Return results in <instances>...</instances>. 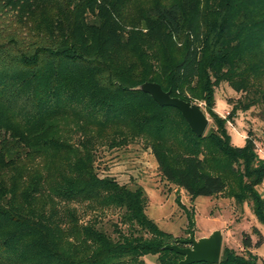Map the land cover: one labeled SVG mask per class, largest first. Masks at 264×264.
<instances>
[{"label": "trees", "instance_id": "trees-1", "mask_svg": "<svg viewBox=\"0 0 264 264\" xmlns=\"http://www.w3.org/2000/svg\"><path fill=\"white\" fill-rule=\"evenodd\" d=\"M144 80L201 101L212 128L194 135L132 88ZM218 82L241 92L225 117L212 111ZM258 104L264 0H0V264H176L141 187L96 172L97 147L135 139L187 197L223 191L263 223L264 157L224 128ZM250 228L247 250L261 243ZM218 258L191 264H264L225 246Z\"/></svg>", "mask_w": 264, "mask_h": 264}, {"label": "rangeland", "instance_id": "rangeland-1", "mask_svg": "<svg viewBox=\"0 0 264 264\" xmlns=\"http://www.w3.org/2000/svg\"><path fill=\"white\" fill-rule=\"evenodd\" d=\"M213 89L212 111L219 117H225L241 92L234 91L225 82H218ZM191 103L198 105L207 118L205 128H212L213 123L203 103L198 100H192ZM224 128L229 134L230 144L241 145L248 134L256 155L264 157V109L261 105L244 110L235 109L230 119L224 123ZM96 150V172L99 175L109 174L127 186L138 184L145 194V216L152 219L159 230L168 232L170 239L187 238L190 234L197 238L217 229L221 234V249L225 246L239 255H244L247 251L256 262L264 261V222H257L248 207L249 203L244 201L238 204L223 191L211 196L187 197L183 189L159 175L151 151L142 147L139 139L124 146H104L97 147ZM223 173L224 180L230 179V173ZM255 189L260 197H264V178L255 185ZM251 225L260 232L261 243L247 250L243 248L240 239L243 233H247L250 242L255 240ZM154 256L153 253L144 254L141 259L146 264H157Z\"/></svg>", "mask_w": 264, "mask_h": 264}, {"label": "water", "instance_id": "water-1", "mask_svg": "<svg viewBox=\"0 0 264 264\" xmlns=\"http://www.w3.org/2000/svg\"><path fill=\"white\" fill-rule=\"evenodd\" d=\"M132 88L148 93L149 98L156 105L176 107L180 117L186 122L187 128L196 136L203 134L208 120L198 105L188 100H181L174 95L171 96L170 91L162 90L153 81L144 80L135 86L133 85ZM220 237V231L213 229L206 236L196 238L190 234L187 238L172 239L171 243H165L163 248H169V250L180 255L176 264H191L195 261L216 263L221 250Z\"/></svg>", "mask_w": 264, "mask_h": 264}]
</instances>
